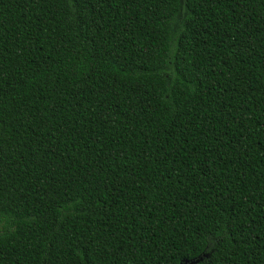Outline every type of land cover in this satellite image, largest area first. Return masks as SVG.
I'll return each mask as SVG.
<instances>
[{"label":"trees","instance_id":"obj_1","mask_svg":"<svg viewBox=\"0 0 264 264\" xmlns=\"http://www.w3.org/2000/svg\"><path fill=\"white\" fill-rule=\"evenodd\" d=\"M264 264V0H0V264Z\"/></svg>","mask_w":264,"mask_h":264},{"label":"rangeland","instance_id":"obj_2","mask_svg":"<svg viewBox=\"0 0 264 264\" xmlns=\"http://www.w3.org/2000/svg\"><path fill=\"white\" fill-rule=\"evenodd\" d=\"M188 262L184 263V264H187Z\"/></svg>","mask_w":264,"mask_h":264},{"label":"water","instance_id":"obj_3","mask_svg":"<svg viewBox=\"0 0 264 264\" xmlns=\"http://www.w3.org/2000/svg\"><path fill=\"white\" fill-rule=\"evenodd\" d=\"M186 262H188V261H186ZM189 263V262H188Z\"/></svg>","mask_w":264,"mask_h":264}]
</instances>
